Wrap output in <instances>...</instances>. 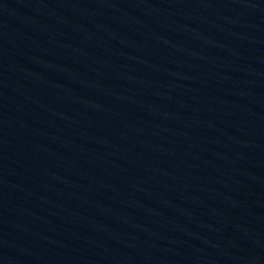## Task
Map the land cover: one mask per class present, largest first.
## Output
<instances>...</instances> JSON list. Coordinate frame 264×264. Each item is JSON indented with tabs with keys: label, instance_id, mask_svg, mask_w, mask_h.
Masks as SVG:
<instances>
[{
	"label": "water",
	"instance_id": "1",
	"mask_svg": "<svg viewBox=\"0 0 264 264\" xmlns=\"http://www.w3.org/2000/svg\"><path fill=\"white\" fill-rule=\"evenodd\" d=\"M0 264H264V0H0Z\"/></svg>",
	"mask_w": 264,
	"mask_h": 264
}]
</instances>
